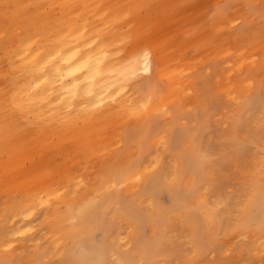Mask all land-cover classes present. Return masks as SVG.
Returning <instances> with one entry per match:
<instances>
[{
	"label": "rangeland",
	"instance_id": "rangeland-1",
	"mask_svg": "<svg viewBox=\"0 0 264 264\" xmlns=\"http://www.w3.org/2000/svg\"><path fill=\"white\" fill-rule=\"evenodd\" d=\"M105 5L110 13L123 12L129 38L116 66L125 68L128 87L147 108L106 110L48 138L53 139L47 146L58 145L67 134L99 126L96 135L89 133L88 155L85 148L65 145L67 157L60 148L62 155L50 152L48 157H54L49 160L36 152L29 158L36 156V165L41 160L52 164V180L66 172L78 184H73L76 195L77 190L78 195L95 192L100 177L126 161L131 162L130 174L140 169L145 175L140 179L138 173L134 184L146 185L149 193L140 187L130 195L128 186L119 185L111 199L103 192L105 185L99 187L97 196L106 199L104 209L94 210L99 220L89 234L94 249L115 247L130 264H264V207L256 220L243 221L248 195L256 182H264V0H105ZM69 147L83 151L77 152L83 159ZM31 148L40 156L46 150ZM61 158H68L67 163ZM27 163L25 159L24 167ZM22 179L15 191L0 188V243L3 235L9 240L0 247V264H66L52 241L55 218L45 206L33 205L30 215L11 219L12 207L44 185L43 179ZM259 191L264 198V188ZM66 206L59 210L63 216ZM204 209L211 213L209 223ZM127 213L137 214L132 224L124 220ZM133 224L141 226L142 246L131 240ZM146 243L153 245L151 251ZM110 258L99 264H112Z\"/></svg>",
	"mask_w": 264,
	"mask_h": 264
},
{
	"label": "bare ground",
	"instance_id": "bare-ground-1",
	"mask_svg": "<svg viewBox=\"0 0 264 264\" xmlns=\"http://www.w3.org/2000/svg\"><path fill=\"white\" fill-rule=\"evenodd\" d=\"M29 5L32 9L27 12ZM110 12L105 0H23L22 3L21 0H0V169H2L0 171L3 177H0L2 179L0 188L3 187L4 192L10 191L11 187L14 189L15 185L19 184L20 179L23 180L22 178L26 181L35 178V182L38 183L40 180L41 183L44 181L42 189L39 185L40 193L35 190L36 193L31 192L25 200L22 199V202L12 207L11 219L19 215H30L33 205L45 206L47 212L55 218V222L50 224L54 235L52 241L60 247L58 255L66 264H99L100 259L105 256L111 257L112 264H130V259L115 247L109 250L92 248L89 234L99 221L94 215V210L104 209L106 198L104 195L97 196L96 192H100L99 187L105 185L102 188L103 192L111 199L112 196L109 194L119 193V185L128 186L126 193L132 195L141 187L134 184V181H137L135 177L138 173L141 175V170H134L133 172L136 173L130 174L131 162L126 161L118 168L109 170L105 175L106 178L100 177L101 180H98L100 185L95 192L88 193L84 190L78 195L77 190L76 195L75 189L78 184H74V181L71 183L67 179L66 172L62 171V178L52 180L50 169L52 164H41L42 160H39L36 165L34 163L37 158L33 159L36 156L31 154L32 158H29L30 152H36L38 158L49 160L54 157V155L48 157L50 152H56L57 155L61 150L63 152L65 148L63 149L62 146L65 145L76 147L78 150L85 148L89 133L96 135V128L99 126L90 127L80 134L72 133L70 136L67 134L62 138L63 140H58L61 141L60 144L47 146L48 141L52 142L53 139L51 137L49 140V136L58 134L67 126L73 127L72 124L78 119L86 121L89 117L92 118L111 109L127 111L147 108V102L140 99L139 95L128 87L124 79L125 68L121 70L116 66L119 51L124 40L129 38V34L121 16L122 10L115 11L114 14ZM145 63L148 64L147 61ZM172 72L175 76V70ZM67 84L72 87L71 90L78 93V96L70 94ZM60 86L62 95H59ZM59 101L60 103L57 104ZM69 129L68 131H71ZM146 135L142 132L138 134V136ZM31 147H45L46 150L42 148L44 151L42 152L46 156L42 157L43 154L40 156V152L37 149L32 150ZM77 149L74 156L75 152L69 147L70 152H74V155L72 154L74 157L83 152H78ZM87 152L83 154L90 153ZM60 155L62 154L57 156ZM63 155L67 157V153L63 152ZM25 159L29 162L27 167L23 164ZM61 160L64 162L62 158ZM54 163L57 164L56 161ZM66 166L65 164V169ZM197 167L195 166L196 169ZM70 168L71 166L68 169ZM40 176H43V181ZM143 177L141 175L140 179ZM261 183L263 184L256 182L253 192H250L248 199L246 198L249 203L246 204L248 208L243 214L244 222L256 220V213L258 214L264 207L263 192L259 191L260 187L264 188V182ZM22 184L20 182V186ZM73 184L76 185L75 189ZM135 187L138 188L135 190ZM141 190L144 194L149 193L144 184ZM65 204L68 209L63 216L59 210ZM204 211V220L209 223L211 213L207 209ZM135 219L137 214H124V220L128 224H132ZM15 229L11 231L14 232ZM141 234V226L133 224L131 240L140 246L143 242ZM7 238V235H3L4 242L0 243L1 249L9 245V242L6 243L9 241ZM65 241L67 247H64ZM145 247L151 251L153 245L146 243Z\"/></svg>",
	"mask_w": 264,
	"mask_h": 264
}]
</instances>
